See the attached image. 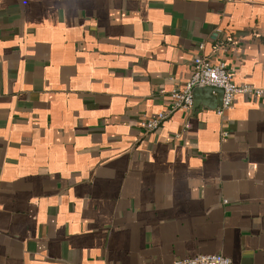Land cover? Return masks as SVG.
<instances>
[{"label":"crops","instance_id":"1","mask_svg":"<svg viewBox=\"0 0 264 264\" xmlns=\"http://www.w3.org/2000/svg\"><path fill=\"white\" fill-rule=\"evenodd\" d=\"M264 0H0V264H264Z\"/></svg>","mask_w":264,"mask_h":264},{"label":"built area","instance_id":"2","mask_svg":"<svg viewBox=\"0 0 264 264\" xmlns=\"http://www.w3.org/2000/svg\"><path fill=\"white\" fill-rule=\"evenodd\" d=\"M196 87H209L221 90V100L215 112L222 114L233 104L237 94L260 97L264 90L252 84H234L230 72L224 62H211L207 57L197 55L192 60V71L182 88L170 91V108L167 112H158L154 116H143L139 127L144 134L154 132L165 118L178 109H190L193 104V90ZM168 264H233L230 258L221 254H196L192 257L180 258Z\"/></svg>","mask_w":264,"mask_h":264},{"label":"water","instance_id":"3","mask_svg":"<svg viewBox=\"0 0 264 264\" xmlns=\"http://www.w3.org/2000/svg\"><path fill=\"white\" fill-rule=\"evenodd\" d=\"M209 90V91H211V90H215V91H218L219 93H221V90H219V89H214V88H209V87H196V88H194V90H193V94H194V91L195 90Z\"/></svg>","mask_w":264,"mask_h":264}]
</instances>
